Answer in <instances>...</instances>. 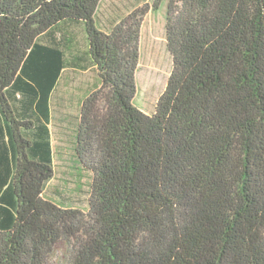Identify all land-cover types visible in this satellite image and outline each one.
<instances>
[{
  "label": "trees",
  "instance_id": "16d2710c",
  "mask_svg": "<svg viewBox=\"0 0 264 264\" xmlns=\"http://www.w3.org/2000/svg\"><path fill=\"white\" fill-rule=\"evenodd\" d=\"M103 0H0V264H264V0H171L173 68L155 113L135 105L137 8L109 32ZM65 25H83L100 87L75 156L86 212L44 198L55 175L51 96Z\"/></svg>",
  "mask_w": 264,
  "mask_h": 264
},
{
  "label": "rangeland",
  "instance_id": "374dc122",
  "mask_svg": "<svg viewBox=\"0 0 264 264\" xmlns=\"http://www.w3.org/2000/svg\"><path fill=\"white\" fill-rule=\"evenodd\" d=\"M170 1L165 0L156 12L150 10L141 28L134 102L137 108L148 115L155 113L173 68L166 35V15ZM154 2L155 0H103L97 12L98 24L100 28L107 30L111 25L110 21H119L145 5L153 7ZM56 33L61 39L67 61H72L76 55L83 56L87 51L83 25L61 26ZM70 76L72 81L59 87L52 98L51 129L55 175L47 183L43 196L61 207L78 208L86 212L93 176L80 166L75 156V140L82 102L88 94L99 88V81L94 69L76 72ZM68 260V245L60 242L49 262L67 264Z\"/></svg>",
  "mask_w": 264,
  "mask_h": 264
},
{
  "label": "crops",
  "instance_id": "0c3cea01",
  "mask_svg": "<svg viewBox=\"0 0 264 264\" xmlns=\"http://www.w3.org/2000/svg\"><path fill=\"white\" fill-rule=\"evenodd\" d=\"M103 2V1H102ZM120 21V20H119ZM119 21H116L114 23H112V21H110V26L107 30L102 29L105 32H109L111 30V28ZM98 22V21H97ZM99 25V24H98ZM100 27V25H99ZM57 31H54L51 35V37L49 39H45V37L43 38V43L48 44L50 42H55L59 44V42H61L60 37L57 35L56 33ZM67 58V57H66ZM89 69H96V67L92 64L91 60L88 59V56L86 53H84L83 56L80 55H76L74 56L72 61H68L66 64V67L63 69L60 78L58 79L57 85L53 90L52 96H51V109H52V98L54 95V92L61 86H66L67 84H69L72 81V76H70L73 73L76 72H80V71H87ZM96 72V71H95ZM98 78V76H97ZM99 81V79H98ZM99 87H100V82H99ZM52 119H51V124L49 126L50 131H51V138H52ZM52 147H53V138H52ZM53 151H54V147H53Z\"/></svg>",
  "mask_w": 264,
  "mask_h": 264
},
{
  "label": "bare ground",
  "instance_id": "6f19581e",
  "mask_svg": "<svg viewBox=\"0 0 264 264\" xmlns=\"http://www.w3.org/2000/svg\"><path fill=\"white\" fill-rule=\"evenodd\" d=\"M157 57V56H156ZM156 63V62H155ZM148 67V66H147ZM150 82V81H149Z\"/></svg>",
  "mask_w": 264,
  "mask_h": 264
}]
</instances>
